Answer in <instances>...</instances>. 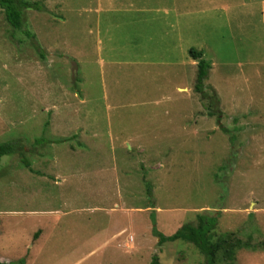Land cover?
I'll return each mask as SVG.
<instances>
[{"label":"rangeland","instance_id":"obj_1","mask_svg":"<svg viewBox=\"0 0 264 264\" xmlns=\"http://www.w3.org/2000/svg\"><path fill=\"white\" fill-rule=\"evenodd\" d=\"M39 1L0 8V262L205 264L158 237L203 215L264 264L260 0Z\"/></svg>","mask_w":264,"mask_h":264},{"label":"trees","instance_id":"obj_2","mask_svg":"<svg viewBox=\"0 0 264 264\" xmlns=\"http://www.w3.org/2000/svg\"><path fill=\"white\" fill-rule=\"evenodd\" d=\"M0 8L8 24L13 29H19L23 22L24 9L43 10L44 5L39 0H0ZM188 54L196 60L197 69L193 88L196 92L202 93L204 92V80L211 64L203 57V51L200 49L191 47L188 50ZM18 149L20 150V147L16 141L0 142V160L2 156L12 154ZM22 149L21 147V151ZM21 161L25 167L32 171L26 156L23 155ZM147 191H150L149 187H147ZM215 225L216 216L203 217V215H198V223L196 225L185 223L172 234L162 235L158 233V237L160 242L182 240L191 243L204 256L205 264H218L219 255H222V258L227 260L226 264H232L230 261L236 248L240 246L251 247L252 245L248 241L244 242L235 237L233 232L223 233L213 238L212 230ZM0 264L3 263L0 262ZM153 264H157L156 261Z\"/></svg>","mask_w":264,"mask_h":264},{"label":"crops","instance_id":"obj_3","mask_svg":"<svg viewBox=\"0 0 264 264\" xmlns=\"http://www.w3.org/2000/svg\"><path fill=\"white\" fill-rule=\"evenodd\" d=\"M260 14H261V19L264 21V0H260Z\"/></svg>","mask_w":264,"mask_h":264}]
</instances>
